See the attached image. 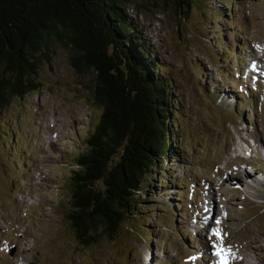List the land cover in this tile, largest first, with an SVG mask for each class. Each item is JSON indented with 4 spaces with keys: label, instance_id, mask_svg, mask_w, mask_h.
<instances>
[{
    "label": "rangeland",
    "instance_id": "1",
    "mask_svg": "<svg viewBox=\"0 0 264 264\" xmlns=\"http://www.w3.org/2000/svg\"><path fill=\"white\" fill-rule=\"evenodd\" d=\"M119 1L179 101L176 159L153 170L141 195L149 211L114 241L81 246L68 220L70 159L85 150L102 110L91 76L75 72L70 48L55 43L38 72L41 90L3 116L0 264H207L216 246L232 255L227 264L237 254L264 264V0H189L188 9L179 0ZM222 170H240L243 182H224Z\"/></svg>",
    "mask_w": 264,
    "mask_h": 264
},
{
    "label": "trees",
    "instance_id": "2",
    "mask_svg": "<svg viewBox=\"0 0 264 264\" xmlns=\"http://www.w3.org/2000/svg\"><path fill=\"white\" fill-rule=\"evenodd\" d=\"M182 5L188 9L189 0H179ZM55 43L70 48L75 72L91 76V98L102 110L85 150L70 159L68 220L78 243L88 248L114 241L127 220L136 222L150 210L141 195L153 182V170L176 159L182 112L124 2L0 0V137L12 101L41 90L38 72Z\"/></svg>",
    "mask_w": 264,
    "mask_h": 264
},
{
    "label": "bare ground",
    "instance_id": "3",
    "mask_svg": "<svg viewBox=\"0 0 264 264\" xmlns=\"http://www.w3.org/2000/svg\"><path fill=\"white\" fill-rule=\"evenodd\" d=\"M258 63H261L260 61L258 62ZM252 64V63H251ZM260 70H261V68H260ZM258 73V72H257ZM258 147L260 148L259 149V153H260V156H261V158L262 159H264V150H262V144L261 143H259V145H258ZM228 172V174H227V176H228V178H226V179H224L223 181L224 182H228V183H240V182H243V179H242V177H241V175H240V173L241 172H239L240 170H236L235 172H233L234 174H232L231 172H229L228 170H225V171H220L219 173L220 174H224V172ZM238 171V172H237ZM229 173H231V174H229ZM255 174V173H254ZM245 176H244V178L248 181L249 179H253V174H250L249 172H246L245 174H244ZM222 181V182H223ZM252 181V180H251ZM211 216L212 217H215V213H213V212H211ZM213 219V218H212ZM208 221L210 222V224H211V217H210V219H208ZM228 223L229 224H227V223H222L221 225H222V227H223V229L224 230H230V225H231V223H233V221H228ZM207 225H208V222H207ZM212 228V227H211ZM220 241V240H219ZM245 244V243H244ZM204 246L206 247V244H204ZM226 247H230V246H227L226 245ZM204 248V247H203ZM208 248V247H207ZM211 248V247H210ZM221 248H225V246H222ZM231 248V247H230ZM253 250H257V247H255V246H253V247H251ZM224 251H226V249H223ZM207 252H209V255H211V253L214 251V257H213V254H212V260L214 259V262H209V263H207V264H220V262H219V260L216 258V256H215V254L218 252V251H220V247L218 248L217 246L216 247H214V249L212 250V252H210L211 251V249H207L206 250ZM205 250L204 251H202V254L204 255V256H207L208 257V254H207V252H206ZM226 253V252H225ZM225 253H223V255H221V257L223 258V259H225V257H228L229 259H230V257H232V255L230 256V255H228V254H225ZM236 253H237V250H236ZM233 254H234V251H233ZM234 256V255H233ZM209 259V258H208ZM251 258L249 257V256H247V255H245V256H240L239 254H237V258H234V259H232L231 260V262L232 263H234V264H252L251 263ZM227 261V260H226ZM206 263V260H204L203 261V263H201V264H205ZM197 264H199V262H197ZM228 264H229V262H228Z\"/></svg>",
    "mask_w": 264,
    "mask_h": 264
},
{
    "label": "snow or ice",
    "instance_id": "4",
    "mask_svg": "<svg viewBox=\"0 0 264 264\" xmlns=\"http://www.w3.org/2000/svg\"><path fill=\"white\" fill-rule=\"evenodd\" d=\"M213 235L220 236L219 230H213ZM217 255H223V249L217 252ZM222 264H227L226 258L223 260Z\"/></svg>",
    "mask_w": 264,
    "mask_h": 264
},
{
    "label": "water",
    "instance_id": "5",
    "mask_svg": "<svg viewBox=\"0 0 264 264\" xmlns=\"http://www.w3.org/2000/svg\"><path fill=\"white\" fill-rule=\"evenodd\" d=\"M12 255H13V252H12Z\"/></svg>",
    "mask_w": 264,
    "mask_h": 264
}]
</instances>
